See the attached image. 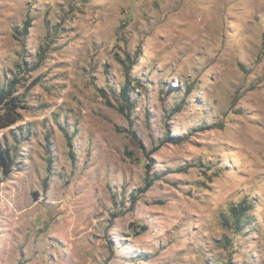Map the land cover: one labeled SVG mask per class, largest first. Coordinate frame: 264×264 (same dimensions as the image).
Wrapping results in <instances>:
<instances>
[{
	"label": "rangeland",
	"instance_id": "374dc122",
	"mask_svg": "<svg viewBox=\"0 0 264 264\" xmlns=\"http://www.w3.org/2000/svg\"><path fill=\"white\" fill-rule=\"evenodd\" d=\"M11 81L0 264H264V0H0Z\"/></svg>",
	"mask_w": 264,
	"mask_h": 264
},
{
	"label": "trees",
	"instance_id": "16d2710c",
	"mask_svg": "<svg viewBox=\"0 0 264 264\" xmlns=\"http://www.w3.org/2000/svg\"><path fill=\"white\" fill-rule=\"evenodd\" d=\"M14 85L15 81H11L6 88L0 90V128L12 125L20 116L19 110L22 108V101L15 93ZM120 96L123 100V105H121L120 109L128 108L130 105L128 84L121 87ZM11 166L12 157L10 152L8 148L2 147L0 144V168L4 175L10 171Z\"/></svg>",
	"mask_w": 264,
	"mask_h": 264
}]
</instances>
